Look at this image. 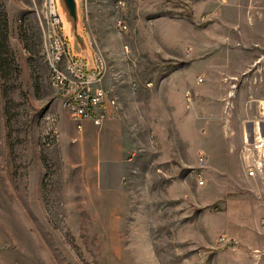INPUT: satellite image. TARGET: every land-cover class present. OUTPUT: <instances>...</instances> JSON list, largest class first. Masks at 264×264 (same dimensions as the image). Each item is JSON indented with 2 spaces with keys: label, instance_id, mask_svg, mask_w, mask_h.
Masks as SVG:
<instances>
[{
  "label": "rangeland",
  "instance_id": "obj_1",
  "mask_svg": "<svg viewBox=\"0 0 264 264\" xmlns=\"http://www.w3.org/2000/svg\"><path fill=\"white\" fill-rule=\"evenodd\" d=\"M50 1L0 0V264H264V0H81L101 126Z\"/></svg>",
  "mask_w": 264,
  "mask_h": 264
},
{
  "label": "built area",
  "instance_id": "obj_2",
  "mask_svg": "<svg viewBox=\"0 0 264 264\" xmlns=\"http://www.w3.org/2000/svg\"><path fill=\"white\" fill-rule=\"evenodd\" d=\"M56 4V0H51L50 22L54 30L50 34V41L54 56L52 77L54 86L59 89L73 121L80 123L92 121L95 125L101 126L104 121L113 120L117 116L112 110L114 102L112 95L110 97L111 91H100V87L96 85L100 76L99 62H94L96 70H88L87 63L73 55L63 26L55 25V14H59ZM64 67L69 71H64ZM78 127L81 129L80 125ZM229 242L228 247L234 248L236 244ZM221 244L227 245L226 238H221Z\"/></svg>",
  "mask_w": 264,
  "mask_h": 264
},
{
  "label": "water",
  "instance_id": "obj_3",
  "mask_svg": "<svg viewBox=\"0 0 264 264\" xmlns=\"http://www.w3.org/2000/svg\"><path fill=\"white\" fill-rule=\"evenodd\" d=\"M59 14L63 21L66 37L72 47L73 55L76 58L88 62V70L95 69L92 53L83 30L81 15V0H56ZM68 26V30L66 29Z\"/></svg>",
  "mask_w": 264,
  "mask_h": 264
},
{
  "label": "bare ground",
  "instance_id": "obj_4",
  "mask_svg": "<svg viewBox=\"0 0 264 264\" xmlns=\"http://www.w3.org/2000/svg\"><path fill=\"white\" fill-rule=\"evenodd\" d=\"M57 2V1H56ZM50 3H51V1H50ZM50 18H51V13H50ZM55 25H62L63 26V21H62V18H61V16H60V14H55ZM63 30H64V26H63ZM64 34H65V31H64ZM65 36H66V34H65ZM69 40V39H68ZM49 55V54H48ZM53 56V55H52ZM50 58V57H49ZM53 59H54V56H53ZM86 62V61H85ZM53 63H54V60H53V62H52V69H51V74H52V77H53ZM86 63H88V62H86ZM99 67H100V74L102 73V66H100L99 65ZM95 70H96V66H95ZM100 91H108V90H106V89H104V88H101L100 87ZM111 93H110V97H111ZM112 99H113V102H114V108L112 109L113 110V112H114V114H117L118 112V110H117V105H116V99L112 96ZM115 119V118H114ZM106 121H111V120H106ZM105 122V121H104ZM103 122V123H104ZM102 123V124H103ZM100 126V125H99ZM253 175H254V173H253Z\"/></svg>",
  "mask_w": 264,
  "mask_h": 264
}]
</instances>
